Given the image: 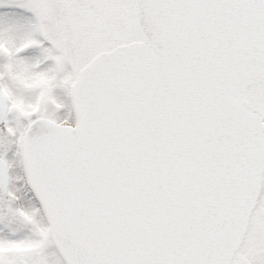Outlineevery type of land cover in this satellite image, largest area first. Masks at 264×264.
Listing matches in <instances>:
<instances>
[{"label": "snow or ice", "instance_id": "6c2138e0", "mask_svg": "<svg viewBox=\"0 0 264 264\" xmlns=\"http://www.w3.org/2000/svg\"><path fill=\"white\" fill-rule=\"evenodd\" d=\"M0 264H264V0H0Z\"/></svg>", "mask_w": 264, "mask_h": 264}]
</instances>
